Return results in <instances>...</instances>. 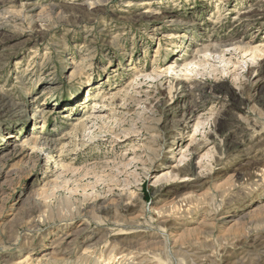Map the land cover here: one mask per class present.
I'll return each mask as SVG.
<instances>
[{"label":"rangeland","instance_id":"obj_1","mask_svg":"<svg viewBox=\"0 0 264 264\" xmlns=\"http://www.w3.org/2000/svg\"><path fill=\"white\" fill-rule=\"evenodd\" d=\"M0 264H264V0H0Z\"/></svg>","mask_w":264,"mask_h":264},{"label":"bare ground","instance_id":"obj_2","mask_svg":"<svg viewBox=\"0 0 264 264\" xmlns=\"http://www.w3.org/2000/svg\"><path fill=\"white\" fill-rule=\"evenodd\" d=\"M214 50H215V49H214ZM203 51H204V52H205V51L208 52V49H204ZM216 51H217V50H216ZM200 53H201V52H200ZM148 79H149V78H148ZM65 137H68V136H65ZM64 139H65V138H64ZM68 146H69V142H68V141H63V140H62V143H61V145H60L61 149H64L65 147H68ZM69 147H70V146H69ZM69 147H68V148H69ZM61 149H60V150H61ZM65 149H66V148H65ZM56 150H57V149H56ZM58 153H59V152H58Z\"/></svg>","mask_w":264,"mask_h":264}]
</instances>
